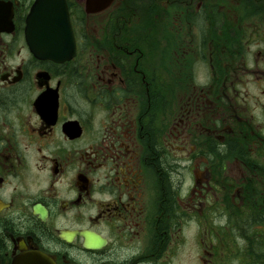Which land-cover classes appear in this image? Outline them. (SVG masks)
Wrapping results in <instances>:
<instances>
[{
  "label": "flooded vegetation",
  "instance_id": "1",
  "mask_svg": "<svg viewBox=\"0 0 264 264\" xmlns=\"http://www.w3.org/2000/svg\"><path fill=\"white\" fill-rule=\"evenodd\" d=\"M64 1L0 0V264H264V0Z\"/></svg>",
  "mask_w": 264,
  "mask_h": 264
},
{
  "label": "water",
  "instance_id": "2",
  "mask_svg": "<svg viewBox=\"0 0 264 264\" xmlns=\"http://www.w3.org/2000/svg\"><path fill=\"white\" fill-rule=\"evenodd\" d=\"M26 38L37 58L69 59L74 43L64 0H35L26 19Z\"/></svg>",
  "mask_w": 264,
  "mask_h": 264
}]
</instances>
